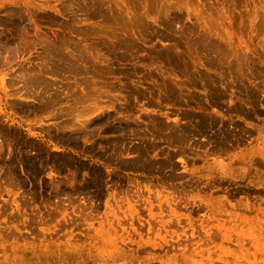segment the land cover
<instances>
[{"label":"rangeland","instance_id":"1","mask_svg":"<svg viewBox=\"0 0 264 264\" xmlns=\"http://www.w3.org/2000/svg\"><path fill=\"white\" fill-rule=\"evenodd\" d=\"M0 264H264V0H0Z\"/></svg>","mask_w":264,"mask_h":264}]
</instances>
